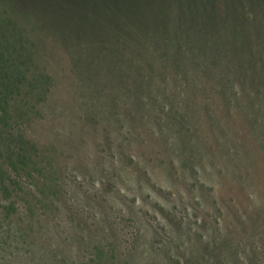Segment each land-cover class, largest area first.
<instances>
[{
	"label": "rangeland",
	"instance_id": "374dc122",
	"mask_svg": "<svg viewBox=\"0 0 264 264\" xmlns=\"http://www.w3.org/2000/svg\"><path fill=\"white\" fill-rule=\"evenodd\" d=\"M0 4L46 77L1 264H264V0Z\"/></svg>",
	"mask_w": 264,
	"mask_h": 264
},
{
	"label": "trees",
	"instance_id": "16d2710c",
	"mask_svg": "<svg viewBox=\"0 0 264 264\" xmlns=\"http://www.w3.org/2000/svg\"><path fill=\"white\" fill-rule=\"evenodd\" d=\"M14 23L9 10L0 4V199L10 196L5 183L9 173L36 179L41 173L39 162L46 156L21 133L41 96L44 66L33 42Z\"/></svg>",
	"mask_w": 264,
	"mask_h": 264
}]
</instances>
